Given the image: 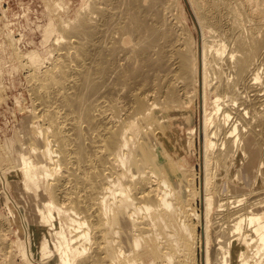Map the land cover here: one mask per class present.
<instances>
[{
    "label": "bare ground",
    "instance_id": "6f19581e",
    "mask_svg": "<svg viewBox=\"0 0 264 264\" xmlns=\"http://www.w3.org/2000/svg\"><path fill=\"white\" fill-rule=\"evenodd\" d=\"M178 1L93 0L59 24L62 42L49 64L37 51L24 54L42 125L18 169L41 201L40 220L60 226L41 243L43 258L136 264L130 243L139 247L150 231L162 264L197 263L186 207L193 177L172 169L164 136L201 97L214 106L203 126L205 182H216L211 162L228 180L217 200L204 199L207 215L217 204L222 222L215 264H264V0H191L201 60ZM6 223L0 216V264H16V256L28 259V246Z\"/></svg>",
    "mask_w": 264,
    "mask_h": 264
},
{
    "label": "rangeland",
    "instance_id": "374dc122",
    "mask_svg": "<svg viewBox=\"0 0 264 264\" xmlns=\"http://www.w3.org/2000/svg\"><path fill=\"white\" fill-rule=\"evenodd\" d=\"M91 1L93 0H0V216L9 223L6 224L11 230V238L16 239L19 236L27 244L30 257L22 260L21 257L16 256V264H60L57 254L56 258L53 256L43 258L42 252L39 251L41 243L46 238L51 237L48 235L51 234L50 229L52 226H50V223H44L40 220L37 210L41 201L27 192L23 176L18 169L21 158L20 151H26V155L32 158V145L29 136L35 138L40 130L39 125H42V122L39 120L38 122L32 113L35 114L36 112V102L33 101L29 91L31 75L30 78L28 77L33 72V66L27 57L28 55L25 56L24 54L37 51L43 58L48 59L46 64H49V59L58 54L57 50L52 51V49L53 44L57 41L56 37L59 36L60 31L58 29L62 20L73 21L78 16L79 11H84ZM175 11L188 22L190 30L195 33L197 43H199L201 60L202 35L196 28V13L192 1L179 0ZM49 31H52L50 37ZM206 35H208V32H206ZM52 39H54V42ZM61 42L62 39L58 43ZM203 104L200 97L183 112L178 121L169 123L170 125L166 127L164 142L174 157L175 165H172V169L176 170L175 173H178V175L183 173L185 177L192 174L188 178L193 177L192 189L194 192L192 196L187 197L188 204H186V207L189 208L187 209L191 214L189 217L190 223L196 235V264H206L205 251L207 248L210 249L213 264H215L217 256L216 240L218 234H221L222 225L220 224L222 222L219 220L220 216L217 213V204L214 205L209 216L207 215L205 200L209 195H214L217 200L218 189H222L228 180L226 177L224 178V173L221 174L216 165L211 162L209 164L211 168L208 167V169L212 181L216 180L217 188H213L215 183L207 184V181L205 182L207 171L203 126L205 115L214 112V106L210 102L206 107ZM211 164L214 166L212 167ZM10 209L12 213L14 212L13 215ZM198 215H201L202 220ZM204 218L208 219L205 220ZM200 220L201 224H199ZM62 223V227L67 232L66 221H62ZM47 227L50 228L47 229ZM58 227L60 226L56 225L52 228ZM205 228H208L209 231ZM48 230L50 233H48ZM205 230L208 231V234ZM143 235L142 238L140 237V240H142L140 241V248L135 243H130L132 244L131 251L127 256L136 260L138 258L136 264H162L161 258L153 255L150 250L153 246V235L150 231L148 235L145 233ZM207 235H209L210 244ZM92 248L93 245L89 246L90 250H88L87 256L91 255ZM134 252L135 255L132 256ZM125 258L122 257L118 264H125ZM76 263L79 264V261L74 264Z\"/></svg>",
    "mask_w": 264,
    "mask_h": 264
}]
</instances>
